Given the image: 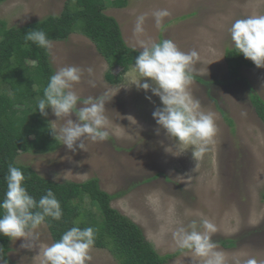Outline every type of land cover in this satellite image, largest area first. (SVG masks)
<instances>
[{
  "label": "rangeland",
  "instance_id": "obj_1",
  "mask_svg": "<svg viewBox=\"0 0 264 264\" xmlns=\"http://www.w3.org/2000/svg\"><path fill=\"white\" fill-rule=\"evenodd\" d=\"M64 2L3 0L0 21L7 27H22L59 14ZM160 9L171 15L157 28L152 13ZM104 13L117 21L130 48L139 51L142 43L170 39L181 51L198 53L190 66L191 75L205 84L192 80L188 90L199 101L200 110L214 114L215 142L194 159L193 147L176 145L156 124L152 113L162 107L161 101L137 88L141 78L133 66L120 83H107V64L91 41L74 33L52 43L48 50L51 66L54 73L67 66L82 70L80 82L74 85L82 98L108 93L109 137L102 142L86 141L87 151L75 153L58 141V147L48 153L19 152L16 163L59 183L97 179L102 191L114 195L111 207L135 223L160 256L182 250L173 235L178 227L190 231L188 226L196 221L203 231L200 221L206 218L217 227L212 239L215 251L224 255V264H245L250 258L264 264V124L249 100V94L255 93L264 103V69L243 68L239 79L229 80L224 62L225 51L234 47L228 31L231 24L248 15L264 14V0H127L123 8L111 7L106 0ZM139 15H146V20L143 33L137 34L134 26ZM121 69L117 66L112 73L117 75ZM48 113L49 123L56 118L51 109ZM35 231L37 245L52 244L44 224ZM226 240L233 244L223 248L220 242ZM23 243L9 242L10 264H40L39 249L28 250L21 247ZM90 254L91 264H117L104 249L92 248ZM167 264L204 261L183 249Z\"/></svg>",
  "mask_w": 264,
  "mask_h": 264
},
{
  "label": "clouds",
  "instance_id": "obj_2",
  "mask_svg": "<svg viewBox=\"0 0 264 264\" xmlns=\"http://www.w3.org/2000/svg\"><path fill=\"white\" fill-rule=\"evenodd\" d=\"M152 15L156 27L161 28L164 18L171 13L167 9H160ZM145 20L146 15L136 17L135 33H143ZM228 31L240 55L251 61L256 68L264 69V14L236 19ZM24 38L39 48H52L53 42L43 30H30ZM197 56L195 50L181 51L172 40L165 39L159 43H142L133 65L134 71L141 78L135 84L137 88L145 93L150 91L161 101L162 107L152 113L156 124L167 137L176 141V145L193 147L194 159L215 142L218 131L214 114L200 110L199 101L188 90L192 81L190 66ZM81 75L82 70L76 66L58 69L49 78L43 97L38 98L37 103V111L43 117H47L48 109H51L56 119L48 123L50 134L73 153L77 149L86 152V141L107 140L111 127L105 115L108 93L99 97H80L74 85L80 82ZM146 98L151 100L150 96ZM127 119L134 120L132 117ZM4 181L6 189L0 201V235L10 241H24L21 247L28 250L38 248L36 256L40 258V264H91L93 258L90 253L95 244L97 229L73 226L58 241L37 245L35 241L38 234L35 230L45 223L46 218L61 220L63 212L60 202L51 189L37 201L25 186L23 171L14 164L8 165ZM188 227L190 231L184 227L175 230L173 235L176 245L192 251L203 259L204 264H224V255L215 251L217 244L212 239L217 231L216 225L204 218L200 221L203 231L198 230L196 221H192ZM0 264L7 262L0 257ZM245 264H257V261L250 258Z\"/></svg>",
  "mask_w": 264,
  "mask_h": 264
},
{
  "label": "trees",
  "instance_id": "obj_3",
  "mask_svg": "<svg viewBox=\"0 0 264 264\" xmlns=\"http://www.w3.org/2000/svg\"><path fill=\"white\" fill-rule=\"evenodd\" d=\"M126 1L108 0V4L123 8ZM105 9L106 0H65L59 14L48 15L22 27H7L4 21H0V201L4 198V177L8 165L14 164L23 171L25 186L37 201L51 189L60 202L61 220L46 218L44 223L52 243L73 226L93 227L97 229L93 248L106 250L117 264H167L183 249L176 250L172 255L160 256L145 239L141 229L111 207L114 195L102 191L97 179L80 183L54 182L15 161L19 152L48 153L59 145L50 134L46 117L37 111L38 98L43 97L44 88L54 74L50 53L30 41L26 42L25 35L30 30H43L52 42H61L71 34H80L93 43L107 64L105 81L118 84L134 65L139 51L126 45L117 21L106 15ZM224 62L229 80L239 79L241 69L255 66L235 47L225 51ZM117 66L122 69L114 75L112 71ZM191 76L197 83L205 84L200 78ZM249 100L264 124L263 101L255 93L249 94ZM224 119L230 122L225 116ZM261 200L264 203V190ZM9 242L7 237L0 235V257L7 264H10L7 257ZM232 244L230 240L220 242L223 248Z\"/></svg>",
  "mask_w": 264,
  "mask_h": 264
},
{
  "label": "bare ground",
  "instance_id": "obj_4",
  "mask_svg": "<svg viewBox=\"0 0 264 264\" xmlns=\"http://www.w3.org/2000/svg\"><path fill=\"white\" fill-rule=\"evenodd\" d=\"M215 198V197H214Z\"/></svg>",
  "mask_w": 264,
  "mask_h": 264
},
{
  "label": "crops",
  "instance_id": "obj_5",
  "mask_svg": "<svg viewBox=\"0 0 264 264\" xmlns=\"http://www.w3.org/2000/svg\"><path fill=\"white\" fill-rule=\"evenodd\" d=\"M103 59V58H102Z\"/></svg>",
  "mask_w": 264,
  "mask_h": 264
}]
</instances>
